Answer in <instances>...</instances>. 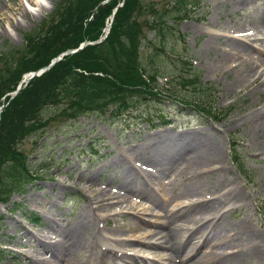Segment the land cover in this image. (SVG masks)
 <instances>
[{
  "label": "rangeland",
  "instance_id": "obj_1",
  "mask_svg": "<svg viewBox=\"0 0 264 264\" xmlns=\"http://www.w3.org/2000/svg\"><path fill=\"white\" fill-rule=\"evenodd\" d=\"M20 1L22 7L30 11L31 22H26L17 14L11 16L7 13L14 21L21 19L20 28L15 30L7 23L2 24L5 32L0 28V54L23 45L24 35L30 32L39 31V35L46 32L52 25V14L60 11L63 0H46L41 9H32L33 6ZM173 2L142 0L144 15L138 18L139 24L154 17L149 13L152 7L158 12L168 9L175 16V10L171 9ZM195 3H198L197 6ZM225 3L231 2L188 0L180 12L186 14L187 18L177 27L176 33L168 28L163 36H158L156 31L154 33L150 27L143 25L145 38L140 45L139 57L144 66L148 56L153 53V47H166L158 58L161 62L157 70L159 78L154 81L158 89L163 91L162 98L158 100L160 102H153V99L142 102L140 99L141 102H135L130 111L119 117H111L113 109L106 114L79 116L77 120H71L66 117L67 114L54 118L55 109L52 106L42 111L41 117L47 121L46 128L24 140L21 150L28 159L30 169L44 167V170L39 174L40 179L22 184L7 199L0 200V264H41L32 263L31 257L46 262L50 255L38 247L27 246V242L33 244V236L40 235L44 241L54 243L58 237L52 234L50 227L59 231L71 229L76 225L79 215L92 212L98 217L97 226L102 230V238H96L92 230L82 235L93 240L95 246L77 255L74 264H100L102 252L109 249L136 253L140 260L144 258V264H172L166 247L126 246L124 240L138 235L133 233L134 222H141L144 228L157 230L158 227L153 224L161 223L157 217L163 214L164 209L160 207L186 204L187 199H193V202L213 200L216 205L214 208L221 207L217 217L225 225L247 224L255 232H264V153L248 133V124H242L243 118L251 110V103L257 101L258 97L250 90L227 93L226 84L233 76L221 75L220 68L225 69V66L220 64L216 40L207 43L209 33L222 36L223 29L230 26L229 22L249 25L257 19L261 9L260 4L253 0L242 5L237 12L233 11L231 4ZM0 12H3L1 6ZM102 37L104 39L106 35L95 39L86 37L83 42L103 40ZM180 59L187 60L201 75L203 83L210 87L205 85V92L216 93L218 119L212 120L193 105H188L187 101H198L204 97V93L197 89L184 93L182 88L177 87L179 78L171 81L173 76L187 75L186 69L179 63ZM150 93L147 89V94ZM152 93L156 95L159 92L153 89ZM182 99L186 103L182 104ZM227 110L229 113L225 115ZM233 122L238 123L239 127L224 132ZM159 135L163 136L161 145L156 142ZM184 136L216 141L223 160L211 162L208 156L212 154L205 151V147L213 144H204L205 147L199 153L202 163L195 168L169 163V172L180 167L182 175L167 176L163 178L164 183L159 185L150 177L156 176L154 171L141 164L139 159L150 158L157 149L168 154L167 157L165 153L159 152V156L168 162L170 150L173 151L175 147V139ZM129 162L149 174L145 175V180L135 178ZM200 166L202 168L198 169ZM85 176L90 180L89 183L84 182ZM227 179L234 181V187L244 196L243 201L235 202L226 197L221 199L225 204H221L207 190L209 185L217 182L220 194H227L232 189ZM121 183L132 186L134 192L123 194L118 205L96 203L102 200L99 193L121 195L118 190ZM190 186L198 187L199 194H195L194 198L183 197L184 190ZM148 196L155 202L149 200ZM35 216L38 222H35ZM107 233H112V236ZM186 235L182 234L181 239ZM233 239L248 251L253 247L247 233H240ZM143 242L160 243L162 240L147 237ZM258 248V258H248L241 264H264V240ZM188 251L186 247L182 255Z\"/></svg>",
  "mask_w": 264,
  "mask_h": 264
},
{
  "label": "trees",
  "instance_id": "obj_2",
  "mask_svg": "<svg viewBox=\"0 0 264 264\" xmlns=\"http://www.w3.org/2000/svg\"><path fill=\"white\" fill-rule=\"evenodd\" d=\"M102 1L63 0L60 11L52 14V25L46 32L41 35L39 31L30 32L24 35L21 47H12L0 54V105L24 74L46 67L66 50L77 49L86 37L101 36L105 20L120 0L100 5ZM185 1L176 0V9ZM140 10L141 0H124L123 7L115 13L106 40L64 56L49 71L32 79L2 111L0 200L7 199L22 183L39 178L38 172L29 169L21 143L46 128L47 121L41 117L44 109L52 106L54 118L67 114L66 117L74 120L81 114L100 113L110 108L125 112L134 100L156 97L152 90L158 91L154 84L157 54L148 56L146 66L139 63ZM160 23L164 21L158 14L156 25ZM199 83L198 76L190 77L186 87L199 86Z\"/></svg>",
  "mask_w": 264,
  "mask_h": 264
},
{
  "label": "bare ground",
  "instance_id": "obj_3",
  "mask_svg": "<svg viewBox=\"0 0 264 264\" xmlns=\"http://www.w3.org/2000/svg\"><path fill=\"white\" fill-rule=\"evenodd\" d=\"M28 6L39 7L46 4V0H22ZM54 0H51L53 2ZM252 0H227L225 4H231L233 11L237 12L244 4H249ZM260 5L261 13L255 21L249 25H240L237 23L229 22L222 31V36L219 34H210L207 43L215 39V47L219 52L220 64L225 66V69L220 68L221 75L231 74L233 77L229 83L226 84L227 93L249 91L257 95L258 100L251 103V110L243 118L242 124H248L252 139L257 141V146L260 151L264 153V0H253ZM10 3V5H9ZM23 3V2H22ZM0 28L4 31L2 24L7 23L15 30H18L19 21L21 19L26 22H31L30 11L22 7L19 0H0ZM41 12V11H40ZM17 14L20 20L14 21L10 16ZM39 17V14L37 13ZM254 41L255 45L253 44ZM238 123H231L224 132L228 133L232 129H237ZM159 145L163 143V136H157ZM209 143V144H208ZM211 145L205 147V145ZM205 147V151L210 152L212 155L208 156L216 161H222L220 146L216 141L211 140L208 142L207 138L196 137H180L175 139V147L170 150V158L165 162L161 156L160 151L155 149L150 158L139 159V162L153 170L156 176L150 177L158 182L159 185L163 184V178L176 177L182 175L180 167H177L172 173L167 170L169 163H178L184 167L195 168L202 163L199 153ZM168 157V154L165 153ZM138 159V158H137ZM130 169L136 175L135 178H142L145 180L148 173L142 172L136 165H131ZM202 167H198L201 169ZM146 175V176H145ZM84 182L89 183L90 180L85 176ZM229 185L232 187L225 195L220 194L218 183L215 182L207 187L216 199L225 204L221 199L226 197L231 198L235 202L243 201L244 196L238 192L234 187V181L227 179ZM227 181L224 183L227 184ZM144 182V181H143ZM146 184V182H145ZM195 186V185H194ZM121 195L101 194L102 200L97 201V204L108 202L112 205L120 204V199L124 195H129L134 192L132 186L126 183H121L118 187ZM198 187L190 186L183 192V197L194 198L195 194H199ZM148 199L154 201L150 196ZM155 202V201H154ZM189 202V203H188ZM160 203V202H159ZM159 206V204L156 202ZM215 202L208 200L205 202H198L193 199H187L186 204H174L170 208L159 206L163 210L162 215H158L159 225L153 224L158 227L157 230H150L144 228L141 222H134L133 233H138L137 236H132L124 240L126 246L141 245L145 248H153L155 246L166 247L169 252L168 259L172 264H241L246 259L258 258V246L264 240V232H255L247 224L234 225L232 227L225 225V223L217 217L221 207L214 208ZM225 206V205H224ZM145 212V210H144ZM150 214V213H149ZM128 215V214H124ZM129 216V215H128ZM76 225L68 230H56L50 227L52 234L58 237L54 243L44 241L42 236H33V244L27 242L29 247H38L40 250L50 255V259L46 262L43 260H36L30 258L32 263L41 264H74L75 258L82 252H85L92 246H95L93 240L83 238L82 235L89 231H94L96 238H102V230L98 228V217L94 212L90 214L79 215ZM155 227V228H156ZM106 233V232H105ZM240 233H247L250 235L252 248L247 249L237 245L234 242V237ZM112 236V233H107ZM182 234H187L185 238L181 239ZM150 237V239H161L160 243H144L143 241ZM88 242V244H87ZM53 244V245H51ZM188 247L189 251L182 255L184 249ZM28 258V257H27ZM143 258V257H141ZM144 259V258H143ZM143 259H139L136 253L118 252L113 249L105 250L102 252L100 264H144ZM178 262L176 263V261Z\"/></svg>",
  "mask_w": 264,
  "mask_h": 264
},
{
  "label": "water",
  "instance_id": "obj_4",
  "mask_svg": "<svg viewBox=\"0 0 264 264\" xmlns=\"http://www.w3.org/2000/svg\"><path fill=\"white\" fill-rule=\"evenodd\" d=\"M54 63L55 62L51 63L45 70L50 69L54 65Z\"/></svg>",
  "mask_w": 264,
  "mask_h": 264
}]
</instances>
